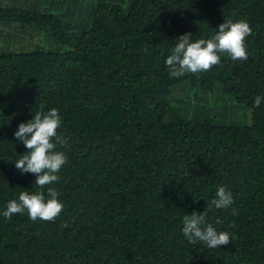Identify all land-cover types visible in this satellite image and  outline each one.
Masks as SVG:
<instances>
[{
	"label": "trees",
	"instance_id": "16d2710c",
	"mask_svg": "<svg viewBox=\"0 0 264 264\" xmlns=\"http://www.w3.org/2000/svg\"><path fill=\"white\" fill-rule=\"evenodd\" d=\"M226 20L250 25L248 60L224 54L208 72L171 77L176 38L210 39ZM213 93L239 113L205 107ZM258 95L264 0H0V264H264ZM41 106L59 110L68 141L56 146L68 158L59 181L41 190L64 209L55 221L8 220L9 201L40 190L14 167L27 149L13 134ZM219 186L234 203L208 208ZM193 211L231 242L189 244Z\"/></svg>",
	"mask_w": 264,
	"mask_h": 264
},
{
	"label": "clouds",
	"instance_id": "9594fccd",
	"mask_svg": "<svg viewBox=\"0 0 264 264\" xmlns=\"http://www.w3.org/2000/svg\"><path fill=\"white\" fill-rule=\"evenodd\" d=\"M251 32L252 29L246 21L226 20L217 26L216 33L210 39L193 41L191 33L178 36L171 54L165 60L169 75L179 78L186 73L208 72L213 66L220 65L221 56L224 54L233 61H247L245 41ZM262 99L264 97L256 96L254 107H259ZM61 123L58 109L44 111L41 106V110L37 111L32 119L18 125L13 134L14 138L22 142L27 151L15 161L14 167L21 174H35L34 185L40 190L34 193L22 191L18 199L9 201L2 213L6 219L11 220L14 215L26 212L32 221H55L62 213L64 205L58 200L59 193L48 187L49 198L46 199L41 191L45 186L59 181L58 173L68 159L63 152L56 150L57 144L63 146L68 143L66 138L57 134ZM233 203L232 193L226 186H219L208 208L227 209ZM236 214L233 209V215ZM205 216V211H193L191 215L183 216L181 231L188 243L203 242L212 249L227 246L231 242L229 233L218 232L211 224L206 223Z\"/></svg>",
	"mask_w": 264,
	"mask_h": 264
},
{
	"label": "rangeland",
	"instance_id": "374dc122",
	"mask_svg": "<svg viewBox=\"0 0 264 264\" xmlns=\"http://www.w3.org/2000/svg\"><path fill=\"white\" fill-rule=\"evenodd\" d=\"M20 29L29 30V28L27 27H21ZM38 44H42L41 46H47L43 42H39ZM203 95H204L203 99L205 102L202 101L200 104L203 105L204 102L205 107L209 108L210 110L213 111V113H216L219 116H226L227 118L231 119L233 115H235V113L238 112L237 107H235V104L229 99L222 100L221 97L216 93L203 94ZM243 115H249V113Z\"/></svg>",
	"mask_w": 264,
	"mask_h": 264
}]
</instances>
